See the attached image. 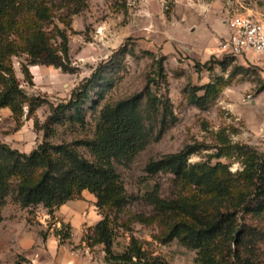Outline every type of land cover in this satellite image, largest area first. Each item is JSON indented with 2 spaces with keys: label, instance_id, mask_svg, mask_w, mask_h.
<instances>
[{
  "label": "rangeland",
  "instance_id": "obj_1",
  "mask_svg": "<svg viewBox=\"0 0 264 264\" xmlns=\"http://www.w3.org/2000/svg\"><path fill=\"white\" fill-rule=\"evenodd\" d=\"M86 2L84 10L75 12L73 4L65 0H43L49 13L44 22L35 21L33 12L25 14L21 22L25 32L40 28L53 49L61 51L60 33L67 35V60L73 70L31 64L24 36L14 34L18 52L11 59L20 86L28 102H45L33 112L27 102L24 114L17 119L9 107L0 108V140L30 153L44 141L58 144L93 138L101 109L143 91L151 76L155 77L152 88L158 110L146 119L150 141L129 160L115 161L127 198L122 208L99 207L98 198L89 190L51 211L42 204L24 207L17 195L20 179L11 177L8 194L0 201V239L26 235L39 239L30 252L46 264L49 254L65 256L63 264H104L105 244L97 240L95 229L108 217L115 253L137 245L151 259L199 264L197 251L180 239L163 241L184 216L157 212L147 195L155 189L167 200L195 195L203 206L210 198L199 188L182 187L171 172L149 174L146 167L150 161L186 146L196 149L189 163L207 167L222 163L232 173L244 169L241 147L264 155V57L251 54L249 58L232 59L216 49L218 39L229 29L230 19L252 16L264 20V0H126L125 6L121 5L124 0ZM108 61L106 76L113 84L98 102L97 95L92 94L86 104L85 124L63 118L47 128L49 102H67L72 90ZM196 63L202 67L198 69ZM23 64L29 71L27 77ZM208 85L211 87L202 104L193 102L195 88H199L197 95L204 96ZM229 148L232 154L226 155ZM79 150L92 159L84 146ZM256 189L251 187L249 191ZM239 216L242 223L264 231V211ZM242 256L248 262L264 259V236L244 237ZM19 260L28 261L24 256Z\"/></svg>",
  "mask_w": 264,
  "mask_h": 264
},
{
  "label": "trees",
  "instance_id": "obj_2",
  "mask_svg": "<svg viewBox=\"0 0 264 264\" xmlns=\"http://www.w3.org/2000/svg\"><path fill=\"white\" fill-rule=\"evenodd\" d=\"M65 1L73 4L75 12L87 6V0ZM125 4L126 0L121 5ZM28 12H33L35 21L44 22L49 18L43 0H0V108L9 107L16 119L24 114L28 96L20 86L11 59L18 52L12 38L14 34L24 36L25 51L31 57V64L55 65L65 72L73 70L67 60V35L60 33L63 42L61 51L53 49L46 33L40 28L25 32L21 22ZM111 61L101 63L89 77L84 78L72 90L67 102H49L51 113L47 128L63 118L73 124H85L86 104L92 94L97 95L98 102L113 84L106 76ZM196 66L198 69L202 67L199 63ZM23 70L27 77L29 71L24 64ZM163 72L160 65V74ZM154 82L155 77L150 76L143 91L103 107L93 138L58 144L44 141L30 153H23L0 140V201L8 194V180L15 176L20 179L17 195L24 207L42 204L51 211L89 190L98 198L99 207L122 208L127 198L115 161L129 160L150 141L146 119L152 118L158 110L157 97L152 88ZM210 87L206 86L204 96L197 95L199 88H195L192 101L202 104ZM41 102L45 101L35 103L31 99L28 102L30 112ZM80 146L91 153L92 159L81 154ZM195 150L194 146H186L179 152L150 161L146 167L149 174L171 172L182 187L199 188L210 198L209 203L203 206L195 195H180L167 200L156 189L148 193L147 200L157 212L184 216L173 224L163 241L180 239L186 247L197 251L196 261L199 264H264V259L248 262L242 256L244 237L264 236V231L247 222L242 223L239 216L249 212L259 215L264 211V155L246 146L241 147L239 156L244 169L232 173L228 165L222 163L208 167L203 163H189V157ZM228 150L225 154L231 155V149ZM251 187H256V192L249 191ZM255 199V206L251 205ZM60 231L62 229L58 230L59 234ZM95 234L97 240L105 244L104 264H170L147 257L137 245L123 253H115L108 217L96 225Z\"/></svg>",
  "mask_w": 264,
  "mask_h": 264
},
{
  "label": "built area",
  "instance_id": "obj_3",
  "mask_svg": "<svg viewBox=\"0 0 264 264\" xmlns=\"http://www.w3.org/2000/svg\"><path fill=\"white\" fill-rule=\"evenodd\" d=\"M229 33L218 39L216 49L226 56L264 57V20L252 16H238L229 20Z\"/></svg>",
  "mask_w": 264,
  "mask_h": 264
},
{
  "label": "crops",
  "instance_id": "obj_4",
  "mask_svg": "<svg viewBox=\"0 0 264 264\" xmlns=\"http://www.w3.org/2000/svg\"><path fill=\"white\" fill-rule=\"evenodd\" d=\"M225 33L227 35L229 29ZM39 241V239L30 238L29 235L23 238L0 239V264H46V261L41 260L39 255L30 252L33 245ZM20 256H24L28 261H20ZM48 258V264H63L65 262L63 255L49 254Z\"/></svg>",
  "mask_w": 264,
  "mask_h": 264
},
{
  "label": "clouds",
  "instance_id": "obj_5",
  "mask_svg": "<svg viewBox=\"0 0 264 264\" xmlns=\"http://www.w3.org/2000/svg\"><path fill=\"white\" fill-rule=\"evenodd\" d=\"M236 167H239V165H236ZM233 171H235V168H233Z\"/></svg>",
  "mask_w": 264,
  "mask_h": 264
}]
</instances>
